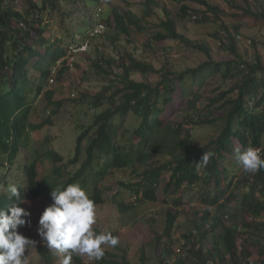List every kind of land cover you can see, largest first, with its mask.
Listing matches in <instances>:
<instances>
[{
	"label": "trees",
	"instance_id": "16d2710c",
	"mask_svg": "<svg viewBox=\"0 0 264 264\" xmlns=\"http://www.w3.org/2000/svg\"><path fill=\"white\" fill-rule=\"evenodd\" d=\"M86 1L0 0V167L13 168L17 180L14 185L26 201L20 206L25 208L37 201L52 203V189H63L76 183L95 202V207L114 205L124 215L147 201H158L160 189L169 196V192H179L186 185L189 190L173 197L172 203L177 207L186 205L188 211L189 195L198 186V201L204 209L194 211L193 215L209 221L210 225L204 227L200 235L192 230L183 234L180 239L183 244L178 252H174L173 246L180 210L170 207L163 233L152 236L154 259L143 245L137 263L130 262L126 255L116 259V254L105 250L103 258L94 260L93 264H264V200L255 196L256 183L264 189V169L245 173L234 155L236 147H252L264 156V63L260 56L251 61L244 58L237 50L232 34L226 47L235 56L214 60L211 49L187 40L178 32L176 20L166 12V19L157 25L162 30L155 34V39L158 42L179 40L203 51L208 59L198 67L179 73L163 69L159 72L160 81L152 86L133 80L131 75L136 71L155 72L154 66L133 55L127 58L100 55L93 60L92 67L95 73L109 77L107 84L94 96L75 90L74 96L78 95V98H72L78 104L87 103L94 111L89 122L77 120L73 158L66 160L46 141L38 145L31 158L17 162L25 149L31 147L33 135L53 125L55 117L66 105L55 98L57 91L54 88L47 89L52 69L61 63L56 81H63L72 69L65 59L74 47L81 46L89 38L96 24L94 20L93 27L86 26L84 31L79 26V31L72 36L73 41L68 43L61 38L51 40L47 37L50 22L44 21V15L52 16L53 12H58L60 24L67 26L65 32L70 34L69 22L74 25L77 19L74 11L80 12L79 7L83 5L85 16L89 13ZM147 1L149 7L155 3L154 0ZM193 1L211 7L206 0ZM94 2L97 5L101 0ZM182 11L180 17L183 19L191 16L197 19L199 13L189 4H183ZM260 11L252 7L244 10L247 15L264 20V9ZM103 17L107 26L112 24L120 33L129 35L121 14L114 12L109 19ZM241 28L238 25L236 31L240 33ZM81 54L91 59L89 53ZM32 71L40 75L36 77ZM214 77H220V83L214 88L215 95L209 96L207 102L202 91ZM41 95L45 96L49 112L39 118L35 114V102ZM202 104L210 109L209 115L202 113ZM182 111H187L189 117L197 116L192 118L194 125L216 130L207 144H192L191 130L185 133L182 121L169 119ZM128 116L138 117L141 121L126 124ZM207 152L213 153L208 163H198ZM164 155L170 158L157 162L158 157ZM120 169H130L136 178L117 180L115 185H110L109 178ZM240 170L241 174L238 173ZM9 185L13 182L8 181L1 169L0 208L7 209L12 202L8 199ZM241 185H250L253 199L247 202L250 213L244 216L242 225L239 221H227L234 218L235 188ZM111 233L119 238L118 232ZM164 237L170 243L161 244ZM211 237L214 239L207 241ZM37 247L44 264L62 261L64 255L41 245ZM254 256H258L257 260H252ZM173 257L176 258L172 260ZM70 264L86 263L81 254L74 253Z\"/></svg>",
	"mask_w": 264,
	"mask_h": 264
},
{
	"label": "rangeland",
	"instance_id": "374dc122",
	"mask_svg": "<svg viewBox=\"0 0 264 264\" xmlns=\"http://www.w3.org/2000/svg\"><path fill=\"white\" fill-rule=\"evenodd\" d=\"M155 3L149 7L147 0H101L100 4L94 0H87L89 13L85 16L83 5H80V12L74 11V18L76 19L74 25L72 21L69 22V32L67 34L66 27L60 24L61 16L58 12H53L52 16L45 13L44 21L50 22L47 29V37L51 40L61 38L64 42L70 43L73 41V34L77 31H84L86 26L93 27L96 8L100 5L103 6V15L106 19L114 14L119 13L123 16L125 24L129 28V35L120 33L114 28V25L109 24L105 34L94 39L89 50L86 51L90 54L85 57L84 54L73 52L72 50L68 57L72 56L76 60V67L64 77V80L55 83L49 82L47 89H55L56 99L64 101L65 107L62 113L55 117L54 124L45 127L33 135L31 147L26 148L24 154L17 159V162L22 161V158L28 159L32 157L33 152L37 149L40 143L48 141L53 147H56L65 157L66 160L73 158L76 147V126L81 123H86L91 120V115L94 111L90 110L87 103L78 104L72 98H78L75 90L80 92H87L94 96L102 90V87L107 84L108 78L100 73L93 71L92 62L95 58L102 55L105 58L113 56H126L133 55L140 61L148 63L156 69L155 72L143 74L142 72H133L131 77L136 81H144L152 86L160 81V73L163 69L171 70L172 72H181L185 69L198 67L208 58L206 54L198 49L193 48L191 45L179 40L167 39L163 42H158L155 39V34L162 30L157 25L166 19V12L169 16L176 20L177 29L187 40L202 44L211 49V56L214 60H228L235 55L227 50V43L229 42L230 34L234 37L237 44L239 53L248 60H254L260 56L264 63V20L253 15H247L244 12L246 8L252 7L255 11L264 9V0H206L211 7L196 3L193 0H154ZM183 4H189L199 10L197 19L193 16L186 19L181 18L183 11ZM216 8V9H213ZM261 12V11H260ZM109 19V18H108ZM111 19V17H110ZM135 21V24H132ZM242 28L238 33L237 26ZM90 27V28H91ZM71 57V58H72ZM36 77L40 74L33 72ZM220 83V77L211 78L204 86L203 95L207 102L209 96H214V88ZM192 98V96H188ZM187 100V99H186ZM45 96L41 95L35 102V114L39 118L48 115V107L45 106ZM204 115L210 114V109L202 104ZM81 111V114H79ZM192 111H190L191 113ZM187 111H182L179 114L170 116L171 121L180 120L184 124L185 133L191 130L192 144L205 145L215 135L216 130L212 127L202 125H194L192 118L197 116H187ZM180 115V117H178ZM199 119V118H198ZM138 117L128 116L125 120L126 124H134L140 122ZM78 124V125H77ZM79 133V132H78ZM169 155L159 156L157 162H164ZM7 165L0 167L2 173L7 176L8 181L16 183V178L13 176V168H7ZM48 167L45 165V168ZM41 170L43 166L40 167ZM69 168H73L69 165ZM239 174L242 171H238ZM136 176L130 169H120L114 172L110 177L108 183L115 185L117 180L121 179H135ZM256 197L264 200V189L259 187L256 183ZM198 186L194 187L189 195L190 210L186 211V205L177 207L172 203V198L180 193L187 192L189 187L184 185L179 192H169V196L163 193L160 189L158 192V201H147L146 204L139 206L135 211L127 214H122L117 206L114 205H100L95 207L96 223L92 226L94 232L100 233L104 231L118 232L120 238V248L106 246L105 250L116 254V259L122 255H126L128 260L133 263L139 262L140 247L145 246L146 253L154 259V249L152 243V236L155 234H162L165 224L167 209L172 207L175 211L180 210L178 216V224L175 226L174 239L176 243L173 246L174 252H178L183 244L180 241L183 234L188 233L190 230L197 232L200 235L204 227L210 225L209 221H203L201 218L194 216L193 212L199 209H204V206L198 201ZM236 200L233 206V219H227L229 222L239 221L242 225L244 216L250 211L248 210L247 202L253 201L250 192V185H241L235 188ZM245 197L246 200L244 199ZM249 199V200H248ZM245 203L247 205H245ZM51 203L37 201L25 207L30 211L31 215L26 217L29 221L24 226H20L19 232L26 237L32 239L34 243L26 250L27 255L26 264H44L42 255L38 250V245L46 247L42 242L41 237L37 232L38 221L42 211ZM174 205V206H173ZM207 238V241H212ZM170 243L167 238H163L161 244ZM204 245L205 243H200ZM47 248V247H46ZM61 254V253H60ZM64 254H61L63 256ZM86 264H93L94 259L87 255H82ZM176 257H173L174 260ZM258 256H254L252 260H257ZM57 264V263H56ZM62 264V261L60 262Z\"/></svg>",
	"mask_w": 264,
	"mask_h": 264
},
{
	"label": "clouds",
	"instance_id": "9594fccd",
	"mask_svg": "<svg viewBox=\"0 0 264 264\" xmlns=\"http://www.w3.org/2000/svg\"><path fill=\"white\" fill-rule=\"evenodd\" d=\"M212 155L203 153L198 163L206 165ZM234 155L245 173L264 169V156L252 147H236ZM7 192L12 202L7 209L0 208V264H26V250L34 241L17 229L29 223L26 217L31 213L20 206L26 201L16 185H9ZM50 195L53 202L42 211L37 232L49 250L64 254L62 264H70L74 253L98 261L103 258L106 246L116 247L120 243L110 231L94 232L95 202L79 184L52 189Z\"/></svg>",
	"mask_w": 264,
	"mask_h": 264
},
{
	"label": "built area",
	"instance_id": "2783aa9c",
	"mask_svg": "<svg viewBox=\"0 0 264 264\" xmlns=\"http://www.w3.org/2000/svg\"><path fill=\"white\" fill-rule=\"evenodd\" d=\"M103 12H104V9L102 6L98 7V9L96 10L95 12V21H96V24L95 26L92 28L91 32H90V36L89 38L81 45V46H77V47H74L72 49V53L73 52H86L89 50L90 46L92 45V41L98 37H100L101 35L105 34L107 29H108V26L106 24V21H105V18L103 17ZM195 18V17H194ZM67 57L65 60H66V65H68L69 67L71 68H74L75 64H76V60L74 57ZM61 65L58 64L57 66H55L53 69H52V74H51V77L49 79V82H52V83H55L56 82V77L58 75V72H59V66ZM74 95V94H73ZM260 154H261V151L260 150H257Z\"/></svg>",
	"mask_w": 264,
	"mask_h": 264
}]
</instances>
